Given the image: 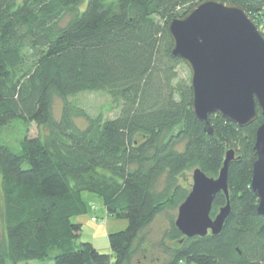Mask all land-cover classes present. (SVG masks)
I'll list each match as a JSON object with an SVG mask.
<instances>
[{
    "label": "trees",
    "instance_id": "obj_1",
    "mask_svg": "<svg viewBox=\"0 0 264 264\" xmlns=\"http://www.w3.org/2000/svg\"><path fill=\"white\" fill-rule=\"evenodd\" d=\"M204 1L88 0L81 11L85 0H0V126L23 119L47 130L25 137L19 149L0 145V264H112V257L142 264L152 252L147 229L190 194L186 174L201 169L218 178L230 150L231 213L221 233L187 238L173 220L161 241L164 264L264 262V216L252 190L261 110L244 128L213 114L209 134L194 112L191 81L179 76L184 61L172 56L170 22ZM220 1L242 7L256 25L264 15V0ZM98 91L118 104L115 118H90L68 102ZM58 97L65 103L59 120ZM85 192L128 220L109 235L110 256L76 242L82 225L73 219L91 211ZM227 203L218 194L211 217Z\"/></svg>",
    "mask_w": 264,
    "mask_h": 264
},
{
    "label": "water",
    "instance_id": "obj_2",
    "mask_svg": "<svg viewBox=\"0 0 264 264\" xmlns=\"http://www.w3.org/2000/svg\"><path fill=\"white\" fill-rule=\"evenodd\" d=\"M169 31L172 56L183 60L191 71L193 109L209 134L213 114L244 128L257 120L259 107L264 119V35L242 7L206 0L184 18L171 21ZM255 150L252 190L259 200L257 211L264 216V122L257 129ZM235 157L234 150L227 152L218 178L208 177L201 169L193 171L192 189L175 221L185 237L221 233L231 213L228 178ZM220 193L228 203L212 218Z\"/></svg>",
    "mask_w": 264,
    "mask_h": 264
},
{
    "label": "rangeland",
    "instance_id": "obj_3",
    "mask_svg": "<svg viewBox=\"0 0 264 264\" xmlns=\"http://www.w3.org/2000/svg\"><path fill=\"white\" fill-rule=\"evenodd\" d=\"M87 3L88 0H85L81 7V11L85 10ZM70 19V16H66L60 22V25L65 26L70 21ZM256 21L258 28L264 35V15L257 17ZM178 73L181 79H189L191 81V71L185 62L179 66ZM68 102L77 108L83 109L90 118L101 116L104 119H113L117 116L120 110L118 104H116L111 96L105 91L81 93L69 98ZM64 104V101L59 97L54 101V116L58 120L62 114ZM75 121L80 128H86L88 125L87 120L84 118H76ZM46 133V129L38 126L35 123H29L23 119H15L7 125L0 126V145H10L16 149H19L21 142L25 137L45 136ZM192 174L193 172L186 174V184L191 189L193 184ZM83 198L88 204H90L91 211L87 215L73 219L74 223L82 225L81 234L76 242L78 245L82 243H91L98 255L110 256L112 252L109 244V235L124 231L128 227V220L116 216H110L106 211L103 199L95 196L94 194L85 192L83 194ZM3 208V196L0 190V244L3 243L4 237L6 235L4 220L2 217ZM177 216L178 209L168 210L160 215L147 229L146 234L148 239L152 242V252L148 254V259H141L142 264H164L169 260V256L165 253L161 241L165 230L170 228L171 222L173 220L176 221ZM94 217L98 218L97 222L93 221ZM166 242L169 241L167 240ZM169 245H171V243H169ZM8 264L13 263L8 262ZM19 264L55 263L53 261L32 260L21 262ZM112 264H114L113 257Z\"/></svg>",
    "mask_w": 264,
    "mask_h": 264
},
{
    "label": "built area",
    "instance_id": "obj_4",
    "mask_svg": "<svg viewBox=\"0 0 264 264\" xmlns=\"http://www.w3.org/2000/svg\"><path fill=\"white\" fill-rule=\"evenodd\" d=\"M93 221H94V222H97V221H98V218H97V217H94V218H93ZM104 222H105V221H104ZM104 222H102V223H104Z\"/></svg>",
    "mask_w": 264,
    "mask_h": 264
}]
</instances>
